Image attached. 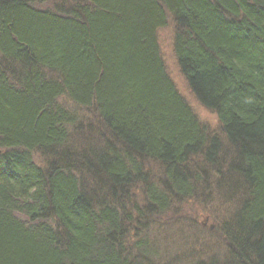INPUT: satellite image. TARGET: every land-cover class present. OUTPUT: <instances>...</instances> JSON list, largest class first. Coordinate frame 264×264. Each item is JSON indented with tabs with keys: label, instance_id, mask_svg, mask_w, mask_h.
Returning a JSON list of instances; mask_svg holds the SVG:
<instances>
[{
	"label": "trees",
	"instance_id": "trees-1",
	"mask_svg": "<svg viewBox=\"0 0 264 264\" xmlns=\"http://www.w3.org/2000/svg\"><path fill=\"white\" fill-rule=\"evenodd\" d=\"M65 1L0 0V264H153L131 228L208 193L207 209L218 191L238 201L210 213L225 255L194 264H264V0ZM168 20L218 134L169 78ZM60 98L93 110L95 135Z\"/></svg>",
	"mask_w": 264,
	"mask_h": 264
},
{
	"label": "rangeland",
	"instance_id": "rangeland-1",
	"mask_svg": "<svg viewBox=\"0 0 264 264\" xmlns=\"http://www.w3.org/2000/svg\"><path fill=\"white\" fill-rule=\"evenodd\" d=\"M30 4L37 9L49 11L62 8L63 6L66 10L72 6L70 2H64V0H30ZM173 32V23L171 20H168V25L157 33L160 54L169 78L199 122L211 134H218L220 126L216 116L200 106L188 89L186 81L179 73L172 49ZM59 103H62L65 108L71 111L78 112L77 116L79 117L80 129L82 131H91L94 135L96 134V131H93L95 128L92 126V123L99 126V122L93 110L74 107L66 98H60ZM35 159L43 167L44 160L40 157L39 153L36 154ZM205 177L207 179L209 177L210 187L218 184L217 181L219 182L218 177L212 174ZM223 190L225 191V189ZM215 191V188L210 190L212 194ZM206 192H209V190ZM130 193L133 198L130 196L129 202H125L126 211H129L128 206L132 201L138 207H141L139 204H142V194L139 187L130 191ZM222 193V191H218L215 194L214 198L216 200L214 202L216 203L207 209H205L203 202L207 197H210L208 193L206 197L201 199V203L181 205L175 207L172 212L166 214L164 217L148 218L146 225L144 223L142 228L137 225L133 226L131 228L132 231L130 230L128 233L130 235L128 240L129 246L133 245L135 238L148 240L152 247L150 257L154 261L153 264H194L216 253L219 256L225 255V248L221 239L222 235L219 225L215 220L216 216L212 214L211 217L210 213L212 211L218 212L221 217L225 218L227 217L226 212L233 211L238 201L232 207V204L228 203L227 199L224 198L225 195H222Z\"/></svg>",
	"mask_w": 264,
	"mask_h": 264
}]
</instances>
